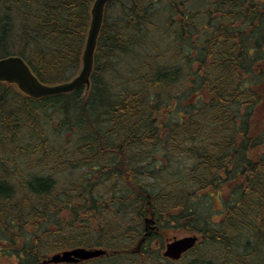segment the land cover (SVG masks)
<instances>
[{"label":"trees","instance_id":"obj_1","mask_svg":"<svg viewBox=\"0 0 264 264\" xmlns=\"http://www.w3.org/2000/svg\"><path fill=\"white\" fill-rule=\"evenodd\" d=\"M94 1L0 0V58L72 79ZM168 229L201 240L165 259ZM75 247L107 250L75 264H264V0H112L89 89L0 82V264Z\"/></svg>","mask_w":264,"mask_h":264},{"label":"water","instance_id":"obj_2","mask_svg":"<svg viewBox=\"0 0 264 264\" xmlns=\"http://www.w3.org/2000/svg\"><path fill=\"white\" fill-rule=\"evenodd\" d=\"M112 0H95L91 9V25L86 40L82 67L79 73L72 79L57 84H47L42 82L32 71L25 59L19 55H10L0 58V82L14 84L25 95L39 99L43 97L74 92L82 87H91V76L94 70L95 53L98 45L99 36L104 24L106 8ZM154 221H146V229ZM150 231L146 233L143 243ZM200 237L188 235L181 238H174L166 244L163 256L172 260L180 259L186 252L193 249ZM107 255V250L103 248L75 247L63 252L51 255L48 259L38 264H75L83 261L99 258Z\"/></svg>","mask_w":264,"mask_h":264},{"label":"rangeland","instance_id":"obj_3","mask_svg":"<svg viewBox=\"0 0 264 264\" xmlns=\"http://www.w3.org/2000/svg\"><path fill=\"white\" fill-rule=\"evenodd\" d=\"M205 1V0H204ZM199 4H201V3H199ZM198 4V5H199ZM196 5H197V3H196ZM44 98V97H43ZM40 99V98H39ZM42 121V123L40 124L39 123V125H40V127H42V126H44V127H46L47 126V129L48 130H50V125H54L52 122H50L49 124H47V122L46 121H44L43 119L41 120ZM38 125V126H39ZM42 125V126H41ZM53 130V129H52ZM51 132V131H50ZM66 135H67V137H70V135L71 134H69V133H66ZM53 150H55V148H53ZM217 204V206H220V203L219 202H217L216 203ZM163 235L165 236V237H168L169 239L167 240V242H169L170 240H172V239H174V238H181V237H184V236H187V235H192V234H189V233H177V232H174V231H172V230H170V229H168V231L167 232H163ZM164 237V238H165ZM164 250V249H163ZM162 263H166L165 262V260L164 259H162Z\"/></svg>","mask_w":264,"mask_h":264},{"label":"flooded vegetation","instance_id":"obj_4","mask_svg":"<svg viewBox=\"0 0 264 264\" xmlns=\"http://www.w3.org/2000/svg\"><path fill=\"white\" fill-rule=\"evenodd\" d=\"M46 259H47V258H46ZM44 260H45V259H44ZM44 260H43V261H44Z\"/></svg>","mask_w":264,"mask_h":264}]
</instances>
